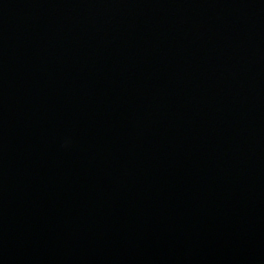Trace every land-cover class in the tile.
<instances>
[{
  "label": "water",
  "instance_id": "water-1",
  "mask_svg": "<svg viewBox=\"0 0 264 264\" xmlns=\"http://www.w3.org/2000/svg\"><path fill=\"white\" fill-rule=\"evenodd\" d=\"M0 264H264V0H0Z\"/></svg>",
  "mask_w": 264,
  "mask_h": 264
}]
</instances>
